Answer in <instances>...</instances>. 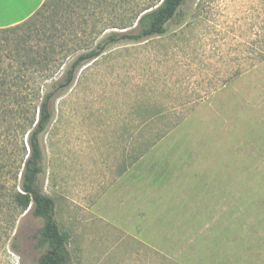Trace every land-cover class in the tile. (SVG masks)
<instances>
[{
  "label": "rangeland",
  "instance_id": "374dc122",
  "mask_svg": "<svg viewBox=\"0 0 264 264\" xmlns=\"http://www.w3.org/2000/svg\"><path fill=\"white\" fill-rule=\"evenodd\" d=\"M149 1L56 0L0 29V93L21 72L29 89L49 85L24 71L36 28L96 42ZM166 29L107 46L50 102L38 184L69 264H264V0H186ZM14 101L0 96V264H36L42 220L9 200Z\"/></svg>",
  "mask_w": 264,
  "mask_h": 264
},
{
  "label": "trees",
  "instance_id": "16d2710c",
  "mask_svg": "<svg viewBox=\"0 0 264 264\" xmlns=\"http://www.w3.org/2000/svg\"><path fill=\"white\" fill-rule=\"evenodd\" d=\"M185 1L150 0L136 4L129 11H122L121 18L129 13L125 18H120L118 23L103 28L96 38L105 35L96 42L95 39L87 40V35H84L85 40L74 39V45L69 46L61 31L51 35L49 31L40 32V29L36 28V47L31 50L33 57L27 56L28 60L23 62L24 71L28 72L34 68L38 78L43 82L49 80V85L36 88L35 91L29 89L25 81H28L29 77L25 72H21V75L14 77L21 85L16 89L8 88L4 94L0 93V96L9 93L11 97H15V103L7 106L6 112L13 120L19 121L22 137L21 158L17 167L20 173L19 185L9 191V200L13 207L21 210H26L32 203L33 215L42 220L37 247L45 248V251L39 256L36 264L70 263L66 246L68 235L60 230L55 220L54 200L43 194L38 184V176L42 172L39 136L46 130L52 118L50 102L71 86L76 71L83 64L97 59L107 46L164 35L167 24L178 15ZM55 5L56 0H45L32 17H29L30 21L39 16H49ZM85 28L84 25L83 29ZM108 30L110 32L106 34ZM69 57L72 59L67 63ZM62 68L64 69L61 72ZM0 88L2 90L1 86Z\"/></svg>",
  "mask_w": 264,
  "mask_h": 264
},
{
  "label": "crops",
  "instance_id": "0c3cea01",
  "mask_svg": "<svg viewBox=\"0 0 264 264\" xmlns=\"http://www.w3.org/2000/svg\"><path fill=\"white\" fill-rule=\"evenodd\" d=\"M45 0H0V29L21 24L32 16Z\"/></svg>",
  "mask_w": 264,
  "mask_h": 264
}]
</instances>
